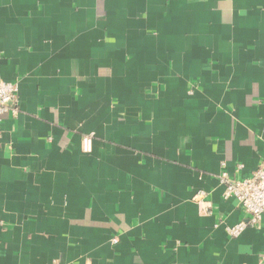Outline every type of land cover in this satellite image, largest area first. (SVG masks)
Masks as SVG:
<instances>
[{
	"label": "crops",
	"instance_id": "crops-1",
	"mask_svg": "<svg viewBox=\"0 0 264 264\" xmlns=\"http://www.w3.org/2000/svg\"><path fill=\"white\" fill-rule=\"evenodd\" d=\"M0 77V264H264V0H0Z\"/></svg>",
	"mask_w": 264,
	"mask_h": 264
},
{
	"label": "built area",
	"instance_id": "built-area-1",
	"mask_svg": "<svg viewBox=\"0 0 264 264\" xmlns=\"http://www.w3.org/2000/svg\"><path fill=\"white\" fill-rule=\"evenodd\" d=\"M18 92L17 83L7 82L0 77V115L8 113L17 115L19 110ZM93 141L92 134L84 135L82 139L83 151L92 152ZM242 167L243 165H239L237 171H240ZM218 179L225 187L224 197L226 199L235 198L247 215L246 219L234 226L227 227L230 236H239L246 228L264 223V160L247 176H232L226 169H223L218 175ZM118 241V237L112 239L114 244Z\"/></svg>",
	"mask_w": 264,
	"mask_h": 264
}]
</instances>
